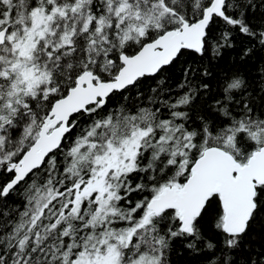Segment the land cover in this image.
<instances>
[{
	"label": "snow or ice",
	"instance_id": "6c2138e0",
	"mask_svg": "<svg viewBox=\"0 0 264 264\" xmlns=\"http://www.w3.org/2000/svg\"><path fill=\"white\" fill-rule=\"evenodd\" d=\"M240 36L264 0H0V264H264V67L204 65Z\"/></svg>",
	"mask_w": 264,
	"mask_h": 264
},
{
	"label": "trees",
	"instance_id": "16d2710c",
	"mask_svg": "<svg viewBox=\"0 0 264 264\" xmlns=\"http://www.w3.org/2000/svg\"><path fill=\"white\" fill-rule=\"evenodd\" d=\"M218 31L219 29H217V33ZM245 47L254 48V52L250 56L242 58L241 52ZM185 59L188 58L186 57ZM204 65L208 66L212 73V76L208 80L213 87L219 81H223L225 77L237 73L245 76L250 82L256 83L259 69L264 67V48L259 46L258 43L249 42L247 38L240 36L234 41V47L223 50L222 56L219 59L209 61L205 58ZM197 66L200 65L198 64ZM181 67L182 65H178L170 73L166 74L170 76L168 83L173 87L174 91L176 90L175 85L177 81L181 78ZM150 87H155V83L151 80L147 81L144 85L146 95L150 94L147 91ZM131 99H135V97L132 96ZM261 243H264V219L258 220L253 225L246 248H256L259 250ZM170 259L172 264H203V255L201 253L187 250L179 243Z\"/></svg>",
	"mask_w": 264,
	"mask_h": 264
}]
</instances>
